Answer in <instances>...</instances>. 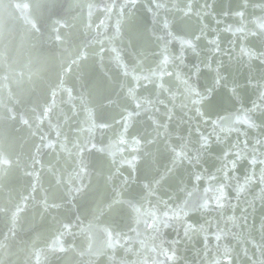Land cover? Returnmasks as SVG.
<instances>
[{
    "label": "water",
    "instance_id": "1",
    "mask_svg": "<svg viewBox=\"0 0 264 264\" xmlns=\"http://www.w3.org/2000/svg\"><path fill=\"white\" fill-rule=\"evenodd\" d=\"M0 264H264V0H0Z\"/></svg>",
    "mask_w": 264,
    "mask_h": 264
}]
</instances>
